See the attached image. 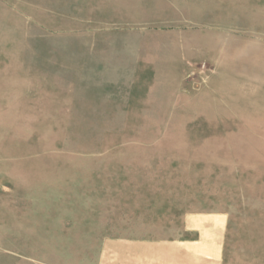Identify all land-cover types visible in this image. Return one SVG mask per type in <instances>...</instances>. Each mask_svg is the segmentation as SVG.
<instances>
[{
    "label": "rangeland",
    "instance_id": "374dc122",
    "mask_svg": "<svg viewBox=\"0 0 264 264\" xmlns=\"http://www.w3.org/2000/svg\"><path fill=\"white\" fill-rule=\"evenodd\" d=\"M195 213L264 264V0H0V264H111Z\"/></svg>",
    "mask_w": 264,
    "mask_h": 264
},
{
    "label": "crops",
    "instance_id": "0c3cea01",
    "mask_svg": "<svg viewBox=\"0 0 264 264\" xmlns=\"http://www.w3.org/2000/svg\"><path fill=\"white\" fill-rule=\"evenodd\" d=\"M175 240H136L108 245L111 264H226L223 259L226 216H184Z\"/></svg>",
    "mask_w": 264,
    "mask_h": 264
}]
</instances>
